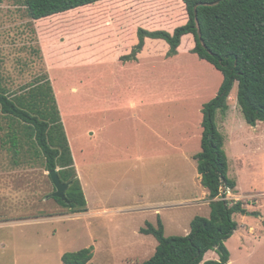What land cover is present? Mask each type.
<instances>
[{
    "label": "rangeland",
    "instance_id": "rangeland-1",
    "mask_svg": "<svg viewBox=\"0 0 264 264\" xmlns=\"http://www.w3.org/2000/svg\"><path fill=\"white\" fill-rule=\"evenodd\" d=\"M188 20L183 0H106L39 21L26 0L0 3V85L15 96L49 78L88 205L73 214L52 197L44 159L27 145L15 156L11 121L0 114V264H64L65 254L86 248L93 264L139 263L156 252L158 241L141 229L158 217L167 237L188 235L195 217H210L194 157L203 107L218 96L222 73L186 54L145 59L138 69L120 64L138 28L170 30ZM73 59L84 61L73 67ZM237 87L216 124L237 182L226 198L248 214L234 217L238 229L226 246L233 264H264V123H246ZM19 220L27 222L12 223Z\"/></svg>",
    "mask_w": 264,
    "mask_h": 264
},
{
    "label": "trees",
    "instance_id": "trees-1",
    "mask_svg": "<svg viewBox=\"0 0 264 264\" xmlns=\"http://www.w3.org/2000/svg\"><path fill=\"white\" fill-rule=\"evenodd\" d=\"M103 1L106 0H26V4L30 18L39 21ZM218 1V5H213ZM183 2L189 15L186 24L175 28L173 33L138 28V43L121 61H136L147 39L165 41L170 47L167 57H174L183 37L191 34L195 39L192 53L222 73L224 82L218 96L203 107L201 151L194 157L201 183L209 192L210 217L197 216L191 222L188 235L170 237L165 235L163 222L158 217L156 227L148 224L141 229V233L158 241L155 254L148 260L130 264H229L231 253L226 242L238 229L234 217L248 214L242 201L225 200L226 194L222 192L225 189L236 193L237 182L229 176L225 137L216 124V116L219 111L227 112L226 102L237 83L238 105L246 123L251 127L264 123V0ZM83 61L73 59L68 65L80 67L76 65ZM86 65L90 64L82 66ZM56 100L47 77L21 95L10 96L0 85V114L11 121L9 142L15 156L19 157L27 145L34 151V157L44 159L47 171L59 170L62 182L72 181L66 201L56 198L61 206L73 214L87 212L85 193ZM210 251H215L219 259L204 261ZM92 259V249L86 248L65 254L62 260L64 264H93Z\"/></svg>",
    "mask_w": 264,
    "mask_h": 264
},
{
    "label": "crops",
    "instance_id": "crops-1",
    "mask_svg": "<svg viewBox=\"0 0 264 264\" xmlns=\"http://www.w3.org/2000/svg\"><path fill=\"white\" fill-rule=\"evenodd\" d=\"M175 28H177V27H175ZM175 28H172V29L167 30V31L173 33L174 30H175ZM137 43H138V38H137V31H136V35L133 36L131 38V40L129 42H127L126 45H123V47H121V50H126L127 51V53H122L121 56L128 55L130 53V51L132 50L133 46H135ZM109 47L111 49L114 48L113 42L110 43ZM158 47L162 50L161 52H160V50L157 49ZM194 47H195V39H194V37L191 34L190 35H186L182 39V44H181V46L178 49V55H176L174 57H171V58H168L167 57V53L169 52L170 47H169V45L165 41H163V40L154 41V40L147 39L146 40L145 47H144V50L138 55L137 60L136 61H130V62H123L122 61V63H120V64H123L124 67H121V68L122 69H126V70H131V69H138V68H136L137 66H141L142 67V65H143L145 67V62H144L145 59H152L151 61H153V62L154 61H157L158 62L160 60V58H161V54H164L167 57V60L170 59L172 61L173 60L176 61L177 58L180 55H182V54L195 55V56H197L196 54H193L192 53V50L194 49ZM143 62H144V64H142ZM110 63H116V62H114L113 60H111ZM152 65H154V64L152 63ZM237 93H238V91H236V94ZM231 94H232V92H231ZM229 99H230V97H229ZM205 190H207V189L205 188ZM234 194H236V193H234ZM207 206L210 207L209 204L206 205V207ZM21 222L24 223V222H27V221H20L19 220V221L12 222V223L22 224ZM0 223L2 225H4V223H2V222H0ZM211 258H213V259H219L218 255L216 256L213 251H210V252H208L206 254L204 261H207L208 259H211ZM229 264H233V255L231 257V261H230Z\"/></svg>",
    "mask_w": 264,
    "mask_h": 264
},
{
    "label": "water",
    "instance_id": "water-1",
    "mask_svg": "<svg viewBox=\"0 0 264 264\" xmlns=\"http://www.w3.org/2000/svg\"><path fill=\"white\" fill-rule=\"evenodd\" d=\"M219 3H220V1L214 3L213 5H218ZM195 12L197 14V7L195 8ZM197 25H198V30H199V36L202 39L201 28H200L198 19H197ZM201 41H202V44L204 45L203 40H201ZM49 175H50L51 180L53 182V185L56 189V191L52 194V197L59 198L63 201H66V192H67L68 188L70 187V185L72 184V181L69 183L62 182L60 179V176H59V170L51 171L49 173ZM222 192H223V194H226L225 189H223Z\"/></svg>",
    "mask_w": 264,
    "mask_h": 264
},
{
    "label": "built area",
    "instance_id": "built-area-1",
    "mask_svg": "<svg viewBox=\"0 0 264 264\" xmlns=\"http://www.w3.org/2000/svg\"><path fill=\"white\" fill-rule=\"evenodd\" d=\"M225 200H229L228 198H225Z\"/></svg>",
    "mask_w": 264,
    "mask_h": 264
}]
</instances>
